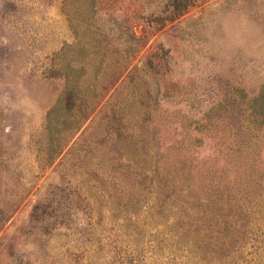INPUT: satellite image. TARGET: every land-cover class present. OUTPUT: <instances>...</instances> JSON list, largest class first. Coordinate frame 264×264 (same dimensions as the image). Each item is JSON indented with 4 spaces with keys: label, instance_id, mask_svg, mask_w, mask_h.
Masks as SVG:
<instances>
[{
    "label": "rangeland",
    "instance_id": "374dc122",
    "mask_svg": "<svg viewBox=\"0 0 264 264\" xmlns=\"http://www.w3.org/2000/svg\"><path fill=\"white\" fill-rule=\"evenodd\" d=\"M0 264H264V0H0Z\"/></svg>",
    "mask_w": 264,
    "mask_h": 264
},
{
    "label": "trees",
    "instance_id": "16d2710c",
    "mask_svg": "<svg viewBox=\"0 0 264 264\" xmlns=\"http://www.w3.org/2000/svg\"><path fill=\"white\" fill-rule=\"evenodd\" d=\"M65 77L67 79V86H66V89H65L62 97L60 98V100L58 102L57 107H59V109H60L61 105L63 106L64 103L75 101L76 98H77V95H86V96L89 95L88 98L89 97L91 98L90 102H92V100L96 101L95 105L92 106V107H94L93 109L95 110L102 103V101L105 98V96H107L110 92L113 91L115 85L118 82V81H114V83H112V85H110L107 90H104V92H103L104 94H102L101 92H99L97 90L96 91L95 90H90L89 87L87 89H85L84 93H83V92L78 91V89L76 87L75 76L72 73V71H69L68 73H66ZM94 110H92V112L89 114V117L93 115L92 113H94L93 112ZM66 116L69 117L67 119V121H65L66 124L69 123V120L70 121L73 120V121L77 122V127L72 131V136H70V140H72L73 136L77 132H79L80 129L82 128V126L85 124V120L78 119V117H77V115L75 113L74 114L69 113ZM77 119H78V121H77ZM49 123H50V121H49ZM47 130H49V129H47ZM70 140H68V141H70ZM68 141H66V143L63 146H60V148H58V153L59 154L62 153L63 149H65L66 146L70 143Z\"/></svg>",
    "mask_w": 264,
    "mask_h": 264
}]
</instances>
